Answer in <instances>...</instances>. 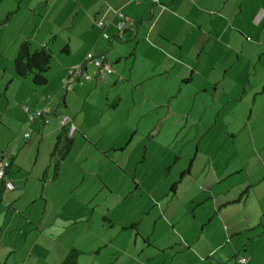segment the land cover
Wrapping results in <instances>:
<instances>
[{"label": "rangeland", "instance_id": "rangeland-1", "mask_svg": "<svg viewBox=\"0 0 264 264\" xmlns=\"http://www.w3.org/2000/svg\"><path fill=\"white\" fill-rule=\"evenodd\" d=\"M52 17L56 19L44 23L40 30L26 28V33H34L37 39L48 43L52 53L46 73L48 83L35 87L28 77L13 82L6 91L0 81V160L14 163L6 176L13 189H6L0 206V262L59 264L61 255L65 256L73 246L78 247L80 263L90 259L95 264H109L114 258L113 264H219V257L228 261L226 252L230 246H220L217 216L209 217L213 207L207 199V185L200 183L203 173L213 179V168L229 159L249 165L259 162L250 144V132L244 128L247 118L241 114L246 97L241 103L227 106L234 124L241 129L233 138L232 150L225 142L232 139L230 134L225 135L221 128L216 129L220 131L217 133L207 127L214 123L216 108L210 99L198 96L193 100L194 87L186 89L192 92L191 98L185 91L170 101L159 94L162 90L176 94L174 75L168 77L167 83L159 77L139 87L125 81L108 86L90 75L91 79L81 75L79 82L71 81L72 78L63 80L60 71L70 67L71 57L62 48L67 38L71 39L72 48L83 43L85 27L81 15L67 9H54ZM49 30L52 34L48 37ZM255 57V63L249 65L251 76L254 65L259 69L258 56ZM126 59L122 62L127 63L125 70L132 77L148 66L143 59L134 64L131 58ZM88 68L90 73L95 70L91 63ZM237 78L248 82L245 74ZM29 86L37 92L49 90L42 94L48 104L33 106L26 96ZM116 99L119 101L112 109ZM54 108L58 109L55 117ZM37 110L45 111L42 117L50 111L47 118L58 128L65 118L70 119L73 129L82 125L73 135L72 149L62 161L56 179L50 159L55 140L53 128L43 123ZM259 112L264 113V99ZM254 115L249 121L252 128L263 123L261 117ZM41 128L45 129L43 140L38 132ZM253 137L256 145L262 147L264 135L256 137L255 133ZM224 146L230 153L221 151ZM188 167L191 176L182 178L181 172ZM254 173L257 176L260 171ZM218 189L225 187L218 186L213 191ZM33 199L37 200L32 202ZM15 209L33 216L35 222L25 223L22 214L9 221L6 215H14ZM243 209H230L227 218L239 222L252 217L258 204L250 201ZM103 217L110 220L111 226L103 222ZM132 223H138V237L128 229ZM35 227L45 230V234L39 235ZM249 235L244 233L231 241L246 245L251 243ZM147 237L149 245L143 242ZM262 242L256 247L259 256L264 255ZM97 247H102L99 252ZM215 248L216 261L212 262L214 258L209 254ZM175 249L180 253L174 255ZM91 250L95 252L91 254ZM228 263L234 262L230 259Z\"/></svg>", "mask_w": 264, "mask_h": 264}, {"label": "crops", "instance_id": "crops-1", "mask_svg": "<svg viewBox=\"0 0 264 264\" xmlns=\"http://www.w3.org/2000/svg\"><path fill=\"white\" fill-rule=\"evenodd\" d=\"M54 9H67L69 12L81 15L80 20L85 27L83 43L72 48L71 39L67 38V43L62 48L65 55L71 57L69 68L80 66V73L72 76L74 78L77 76L78 81L69 77L67 74L69 68L60 71L63 80L72 78L71 81L79 82L81 75L84 77L90 75L93 79H101L104 85L108 86L125 81L127 84L139 87L159 77L165 78L167 83L168 77L174 75L178 89L176 94L166 90L160 91L159 94L170 101L185 91L191 98L192 92L186 89L194 87L193 100L198 96L210 99L212 104H216V108L213 112L214 123L207 127L217 133L220 131L216 129L221 128L222 133L230 134L232 139L225 142L232 147V150L235 145L233 138L241 129L234 124L227 106L241 103L246 97V102L241 107V114L243 118H247L248 125L246 124L244 128H248L250 132V144L259 156V162L249 165L248 162L242 161L229 162V159L226 163L223 162L222 165L213 168L211 171L213 179H207V173H203L200 184L207 185V199L211 201L213 207L211 211L209 210V217L217 216L221 231L220 246H230L229 252H226L230 256L226 257L228 261L219 257L218 263L229 264L231 259L234 262L232 264H238V256H244L248 259L246 264H264V255L259 256L256 249L259 241H264V157L262 156L264 142L261 144L262 147H259L253 137L255 133L256 137L264 135V113L259 112L260 101L264 99V0H0V81H3L6 91L10 84L21 81L13 69V61L21 43L30 41L36 47L49 48L45 39H37L34 33L31 36L26 33V28L31 26L34 30H40L44 23H52L56 19L52 17ZM11 12L14 14L10 20L1 24L5 16ZM118 13L123 14L124 17L120 18ZM119 24H124L122 29L118 28ZM51 34L52 30L46 33L48 37ZM103 34H107L109 39L103 38ZM89 53L94 56L104 55L111 64L113 72L101 75L95 68L90 73L88 68L90 63L84 62L86 54ZM256 55L259 69L254 65V75L251 76L249 65L255 63ZM124 57L131 58L133 64L137 59H143L148 66L141 74H134L132 77L131 72L125 70L127 63L122 62ZM115 64L118 66L115 67ZM242 74L248 77V82L238 80L237 77ZM49 92V90L37 92L29 86L26 96H29L33 106H45L44 104L48 103L42 94ZM51 103L52 101L48 107H51ZM57 112L58 109L54 108L52 115L55 117ZM4 114L5 111L2 116ZM49 114L50 111L42 119L48 120L46 123L53 128L51 132H54L56 140L60 127L58 128L52 119L47 118ZM232 115L235 116L236 112H232ZM253 115L255 118L261 117L263 122L256 128H252V124L249 125ZM35 122L33 123L37 126V121ZM73 123L75 124L74 119ZM75 127L74 133L81 129L82 125ZM44 130L41 128L38 131L42 140ZM221 151L230 153L225 146ZM10 164L8 174L14 166L13 161ZM188 169L181 172L182 178L191 176L190 167ZM256 170L260 171L257 176L254 173ZM14 178L11 179L13 182H15ZM232 178L236 180H230ZM8 179L6 177L7 182H10ZM228 180L231 182H227ZM218 186H224L225 190L213 191ZM175 190L176 188L174 192ZM242 193L245 195L241 198ZM36 200L33 199L32 202ZM250 201L258 204V209L254 210L252 217H245L239 222L227 218L230 209L239 207L244 211L243 208ZM20 214L25 223L31 225L35 222L33 216L29 217L25 211L19 209L18 211L15 209L14 215L8 212L6 218L15 221ZM35 229L39 235L45 234V230L40 227ZM244 233L251 234L247 236L251 243L246 245L242 242L232 243L231 239L240 238ZM74 247L71 248L78 249L77 246ZM100 248L102 247H97L96 252H99ZM169 248L173 249V245ZM241 248L242 252L239 250ZM90 252L92 254L95 251ZM178 253L180 251L176 249L173 252L174 255ZM216 253L217 248L209 256L214 258ZM63 256L64 253L61 258L65 257ZM114 260L109 264H113ZM148 260L146 259V262ZM215 261V258L212 259V262ZM95 263V260L90 259L80 263L79 257L77 260V264Z\"/></svg>", "mask_w": 264, "mask_h": 264}, {"label": "trees", "instance_id": "trees-1", "mask_svg": "<svg viewBox=\"0 0 264 264\" xmlns=\"http://www.w3.org/2000/svg\"><path fill=\"white\" fill-rule=\"evenodd\" d=\"M14 12L9 13L5 16V18L1 21V24H5L10 20ZM52 62V53L46 47H34L30 41H24L19 46L15 59L13 61V69L14 73L18 78L25 79L30 77L32 84L35 87H42L47 84L48 79L46 77V73L48 72L50 65ZM75 81H78V78H74ZM118 99L113 102L111 105L112 108H115L118 103ZM46 123V122H43ZM69 127L67 125L60 126L59 134L54 142L52 147V151L50 153V159L54 162L53 165V179L57 178L58 171L62 164V161L66 158L73 146V133L69 136ZM8 162V167L5 168L4 176L0 178V206L3 200V195L6 191V176L8 175V169L10 167V160H6ZM183 176V174H182ZM181 176V177H182ZM175 185L171 187V191L174 192ZM245 193V192H244ZM244 193H242L241 198L244 197ZM103 222L110 223V220L106 217H103ZM138 223H132L128 229L135 232L136 237L139 236L138 232ZM127 229V228H126ZM143 242L146 245H149L148 238L144 239ZM80 252L76 249H71L62 259L59 264H77L78 257ZM239 257V256H238ZM238 259V258H237Z\"/></svg>", "mask_w": 264, "mask_h": 264}, {"label": "built area", "instance_id": "built-area-1", "mask_svg": "<svg viewBox=\"0 0 264 264\" xmlns=\"http://www.w3.org/2000/svg\"><path fill=\"white\" fill-rule=\"evenodd\" d=\"M118 16L120 18L124 17L123 14H121V13H118ZM123 26H124V24H119L118 28L122 29ZM104 37H105V39H109L108 35H106V34H104ZM85 60L87 62L93 64V66L97 69L98 73L101 75L110 74L113 72V68H112L111 64L107 61V59L104 55L94 56L91 53H89L85 56ZM80 71H81L80 66H75V67H72L68 70V75H69V77H72L75 74H79ZM85 78L89 79L88 76H85ZM44 113H45V111H40V110L36 111V114L40 117H42ZM42 121L47 122L46 119H42ZM61 124L67 125L69 127L70 130H69L68 135L70 136L74 131V129L71 126H69L70 125V119H68V118L63 119ZM25 136L28 137L27 134H25ZM6 167H8V162L6 160H0V178H2L4 176V172H5L4 170ZM6 188L13 189L12 185L9 182L6 183ZM247 261H248V259L244 256H239L237 259L238 264H246Z\"/></svg>", "mask_w": 264, "mask_h": 264}]
</instances>
